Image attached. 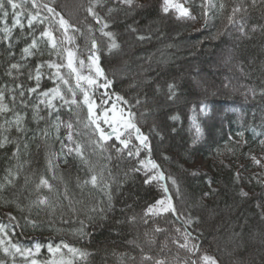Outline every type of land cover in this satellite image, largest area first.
Listing matches in <instances>:
<instances>
[{"label":"trees","instance_id":"16d2710c","mask_svg":"<svg viewBox=\"0 0 264 264\" xmlns=\"http://www.w3.org/2000/svg\"><path fill=\"white\" fill-rule=\"evenodd\" d=\"M41 2L50 3L51 0ZM137 2L142 7L130 10L121 7L111 16L106 15V9L115 6L114 0H107L104 8H97L100 15L109 20L110 28L107 30L117 36L119 48L111 52L107 50V38L98 31L100 25L86 11L89 0H55L52 6L80 29L79 32L70 30L69 34L75 37L74 44L65 45L73 48L80 58L86 59L88 55L87 27L92 25L100 49V66L113 82L106 91L128 100L127 105L121 106L136 113L138 126L149 136L153 159L166 177L176 180V185L171 180L162 183L168 185L169 195L181 218L171 213L144 217L146 207L163 198L162 189L157 182L145 184L143 171H130L136 161L126 154L118 158L115 148L110 147L118 145L115 141L107 142V151H101L90 143L91 130H85L82 124L76 123V113L84 120L86 108L76 109L73 106L70 110L63 101L56 99L53 101L56 108L50 116L47 106L40 105V114L46 119L37 123L32 119L31 107L20 105L18 97L15 111L25 115L27 131L23 135L14 129L11 132L14 140L19 136L17 142L21 145V151L18 158L12 157L14 144L0 149V182L7 175V169L16 171L19 165L23 167L14 185L7 186L0 193V224L8 226L9 238L14 243L28 248L39 243L42 247L36 258L41 262L51 258L47 245L66 243L92 253L90 264H142L143 255L153 257V261H144L143 264H154L156 259L165 260L166 264H179L188 259L189 254L172 240L180 238L187 228L201 246V251L215 256L219 264H262L264 167L254 164L251 156L255 155L264 163V145L260 143L264 140V95L261 94L264 90V3L256 0L253 5L252 0H223L225 9L221 11L218 7L221 0H215L217 7L205 22L199 7L200 0L191 2L195 20L176 19L174 12L164 15L160 11L161 0ZM241 3L247 9L242 13L243 33L239 31V25L228 24L227 21L231 8ZM26 7L30 9L31 4ZM9 12L7 19L0 18V88L15 87L16 81L5 73L11 63L17 62L26 65L18 82L23 83L25 88L34 87L35 81L27 78L28 70L42 61L61 60L55 54L48 55L51 49L44 42L40 44L45 53L43 56L23 60L22 49L31 39L28 37L27 16L20 17L25 25L21 29L12 27L15 17L11 9ZM41 15L46 13L42 12ZM129 24H134L140 34L150 38L137 40L135 34L129 31ZM5 25L12 27L10 41L3 38ZM47 26V22L43 25L37 23L35 34L38 36L39 31ZM56 27L54 25V29ZM61 32L54 30L58 40L62 38ZM230 33L239 39L233 48V65L245 76L242 84L227 86L219 77L203 91L193 86L188 78L194 72L190 73L188 69L191 63L201 64V69L205 70L208 61L229 45ZM23 37L28 38L25 40ZM123 57H128L132 62L122 66L120 62ZM122 67L136 78L147 75L146 82L139 85L129 81L121 71ZM54 71L47 67L42 70L37 93L26 94L25 98L30 104L44 99L39 93L58 84L66 90V86L51 75ZM61 71L67 76V68ZM83 71L88 74L87 68ZM224 76L227 77L226 74ZM167 83L176 85L175 100L166 98ZM157 85L161 87L160 92L155 91ZM71 86H75L74 79ZM252 89L255 95L250 91ZM101 93V89H94L98 102ZM137 99L141 100L140 105L136 104ZM148 103H153L156 109L153 114L144 111ZM201 106L205 107V111H200ZM172 115H178L180 119L173 121L170 119ZM193 117L200 127L198 136L193 127ZM6 118L12 119L13 113L0 115V124ZM70 120L76 129L74 140L84 145L88 163L75 152L68 151L73 145L66 139L68 130L63 124L59 133L53 126L54 123ZM153 128L155 131H152ZM173 128L175 131H172ZM43 129L49 132L47 138L42 134ZM238 133H243V136ZM62 142L68 146L63 148V152ZM24 143L29 145L27 150L23 148ZM53 153L56 155L53 156ZM109 156L112 157L110 160ZM49 157L53 160V171L48 170ZM200 162L204 166H199ZM197 165L199 168L194 170ZM90 168L97 173L103 171L105 180L112 185L113 208L106 212L105 219L91 211L94 206L107 205V196L102 187L93 188L91 184H83L91 174ZM41 176L53 185L52 191H35ZM53 176L56 178L53 179ZM25 177L28 183H25ZM177 186L179 192L176 191ZM241 190L248 195L240 196ZM38 195L47 196L50 206L34 205L32 202ZM9 214L16 219L10 220ZM189 215L193 218L190 226L184 223V218ZM133 216L135 221L130 220ZM81 221L88 233L84 238L78 232ZM157 227L165 231L156 232ZM177 228L181 229L180 233L175 231ZM62 251L68 255L66 249ZM0 261L4 264H25L22 257L17 256L13 261L2 249Z\"/></svg>","mask_w":264,"mask_h":264},{"label":"snow or ice","instance_id":"6c2138e0","mask_svg":"<svg viewBox=\"0 0 264 264\" xmlns=\"http://www.w3.org/2000/svg\"><path fill=\"white\" fill-rule=\"evenodd\" d=\"M261 2L264 3V0H261ZM29 3L31 4L30 9L26 7ZM54 3L55 0H51L50 3H42L41 0H19V2H17V0H0V18L7 19L10 14L9 10L11 9V14L15 17L12 27L18 26L23 29L25 25L21 22L20 17L24 15L27 16V27L29 29L28 37H31V39L30 42L26 43V46L22 49L23 60H27L33 56H43L45 53L40 47L41 42H44L50 47L51 50L48 52L49 56L55 54L61 60V62L52 60L42 61L37 63L34 68L29 69L27 78L29 80H34L35 86L27 88H25L23 83L18 82L19 76L24 74L22 69L25 68L26 65L19 62L10 64L5 74L9 77H13L16 83L15 87L11 89H7V86H5V88H0V115L7 116L9 112H12L13 118H6L4 123L0 124V149L5 148L9 144H14L15 151L12 153V157H19L21 151V145L17 142L19 140V136H17L14 140L11 138V132L14 129L16 133L23 135L26 133L27 127L25 115L15 111L18 97L20 105L24 108L31 107L32 119L37 123L46 119L45 116L40 114V105L47 106L50 110L48 112V115L50 116L52 115V110L56 108V105L53 103L56 99L63 101V104L68 106L70 110L73 109V106L76 109L86 108L87 115L84 120H81L79 114L76 113V123L82 124L83 129L85 130H91L92 139L90 143L99 148L101 151H107V142L115 137V140L118 141L119 144H113L110 147L115 148L118 158L123 157L126 154L127 157L135 159L136 164L130 169V171L134 173L143 171L145 174V184L157 182L158 186L162 189L164 193L163 198L156 200L154 204L148 205L144 210V217L147 218L164 213H171L172 215L177 216V218H181L177 212L175 204L173 203L172 196L169 195L168 185L166 183H162L165 180H171L172 184L176 185V180L170 176L166 177L164 172L161 170L160 165L155 159H153V149L149 136L146 135L138 126L136 113L132 112L130 109L126 110L121 106L127 105L129 103L128 100L117 93L109 94L105 91L101 93L99 97V104H97V99L94 96V89H108L111 87L113 82L108 78L103 68L100 66V57L98 55L100 49L97 39L94 36L92 25H88L87 27L88 39L86 40V47L88 55L86 59L80 58L73 48L65 47L66 44H74L75 37L69 34L70 30L73 32H79L80 29L68 19H65L60 12H57L56 8L52 6ZM106 3L107 0H89V6L86 11L95 23L100 25L98 31L101 36L107 38V50L111 52L112 50L119 48L117 36L112 31L107 30L110 28L109 20L106 19L105 16H101L97 11V8H104ZM255 3L256 0H252V4L255 5ZM114 4V7H107V16H111L113 12L120 11L121 7L129 10L134 7H142V5L138 4L137 0H114ZM199 7L203 17L205 18V22H207L210 13L217 7V4L215 0H200ZM218 7L221 11L225 9L223 0H221ZM160 11L164 15L174 12L176 14V19H196V16L193 15L190 8L186 7V3L180 2V0H161ZM246 11L247 9L244 7L243 3L237 4L231 8V12L227 16L228 24L239 25V31L242 33L245 31L244 24L241 22L243 20L242 13H245ZM42 12H45L46 15L42 16ZM125 14H127V12ZM45 22H47L48 26L39 31V35L37 36L35 34L36 24L39 23L43 25ZM54 25L58 27L54 29ZM12 27L5 25L3 28V38L5 40H11ZM128 29L131 33L135 34L136 39L139 41H144L150 38L140 34L138 28L135 27L134 24H129ZM54 30H62L61 39H57L54 35ZM262 30H264V26H262ZM28 37L23 38L27 40ZM11 47L12 45L9 44V48ZM9 54L11 55V52ZM45 67L55 70L51 75L54 79L65 85L66 90L62 89L58 84L54 88L39 93V96L44 97V99H40L36 104H30V102L25 98L26 94L37 93V90L40 87V79L43 74L42 70ZM64 68L68 69L67 76H65L61 71V69ZM85 68H87L88 74H84L83 70ZM14 73L16 74L15 76ZM73 79L75 80L74 87L71 86ZM166 88L167 100H175L177 95L176 85L174 83H167ZM155 91H161L160 85L156 86ZM250 91H252L253 95H255L254 89ZM261 94L264 95V90L261 91ZM80 97H82V99ZM109 102H111L110 107H105V105H108ZM136 104L140 105L141 100L137 99ZM98 107L101 109L100 114H97ZM193 111H195V109H193ZM200 111H205V107L201 106ZM141 115L143 116L145 113H141ZM56 119L59 121L58 116ZM170 119L178 121L180 117L178 115H172L170 116ZM101 120L104 124L108 125L110 131H106L103 127H101ZM61 124H63V126L68 130L66 139L73 145V147L68 148V151L75 152L76 155L79 156L85 163H88V160L85 157L84 145L74 140V132L76 129L73 122L70 120L67 122L61 121L54 123L53 126L57 133H59ZM193 127L195 128L198 136L200 133V127L196 123L195 117H193ZM152 131H155V128H153ZM172 131H175V129L173 128ZM42 134L45 138H47L49 132L47 129H43ZM238 135L242 137L243 133H238ZM57 139H59V136H57ZM260 143L264 145V140ZM28 147L29 145L27 143L23 144V148L25 150H27ZM65 147L68 146L62 142V152ZM142 153L144 154L143 158H141ZM52 155L54 156L56 154L53 153ZM111 158V156L108 157L109 160ZM165 159H167V157H165ZM251 159L257 166L264 167L262 160L258 159L255 155L251 156ZM65 163H67V161H65ZM22 167L23 165H19L16 171H13L12 168L7 169V175L4 177L3 182H0V193H2L7 186L14 185L15 180L19 177V170L22 169ZM53 169V160L49 157L48 170L53 171ZM90 173L89 178L84 180L83 184H91L93 188L102 187V190L105 192L108 200L106 206L97 205L92 207L91 211L97 213L101 219H105L106 212L112 210L113 208L112 185L105 180L103 171L97 173L93 168H90ZM109 175H111V172H109ZM55 178L56 177L53 176V179ZM25 183H28L27 177H25ZM41 189H47L48 191H52L53 189V185L44 176H41L39 178V182L35 185V191L37 193H39ZM176 191L179 192L178 186ZM65 192H67V189H65ZM239 195L246 197L248 194L241 190ZM32 203L36 206H50L47 196L38 195ZM17 207H19V205H17ZM9 216L10 220L14 221L16 219L14 216H11V214H9ZM89 219L91 220L93 217H89ZM135 219L136 218L134 216L130 218L131 221H135ZM32 223L34 224L35 222ZM80 223L81 228L78 232L81 238H84L88 235V233L84 230V222L81 221ZM145 223H147V219H145ZM184 223L185 225L190 226L193 223V218L189 215L187 218H184ZM7 227V225L0 224V249H2L6 256L12 257L13 261H15L16 257L19 256L23 258L25 264H90L89 257L92 253L85 249L70 246L66 243L56 246H53L52 244L47 245V250L51 254V258L41 262L36 257L40 253L42 246L37 243L34 247L28 248L19 243L12 242L9 238ZM155 231L162 232L165 230L157 227L155 228ZM175 231L180 233L181 229L177 228ZM172 243L178 244L180 249L185 250L189 254L188 259L181 261L180 264H219V261L215 256L208 254L206 251H201V246L195 242V238H193L191 232L187 231V228L183 230L181 237L178 239L174 238ZM62 249H66L68 255H65ZM132 259L134 260L135 258L133 257ZM144 261H153V257L143 255L142 264ZM0 264H4V262L0 261ZM154 264H166V261L156 259ZM262 264H264V261H262Z\"/></svg>","mask_w":264,"mask_h":264},{"label":"rangeland","instance_id":"374dc122","mask_svg":"<svg viewBox=\"0 0 264 264\" xmlns=\"http://www.w3.org/2000/svg\"><path fill=\"white\" fill-rule=\"evenodd\" d=\"M180 2H185L186 7L190 8L192 13L194 12L193 7L191 6L192 0H180ZM228 41H229V45H227L226 48H222L221 50H219L217 54L213 56V58H211V61H208V64L205 65L206 66L205 70L201 69L200 67L201 64L196 65V62L191 63V66H189L188 69L190 73L194 71L191 74L192 75L194 74L195 77H192L191 75L188 78L189 81L191 80L190 82L193 86H196L203 91L209 88V86L212 85L215 82V80H217V78L219 77H221V80L224 83V85L227 86L234 84L235 85L242 84V81L245 78V76L244 74H242V72L237 71L239 69L237 68V66H235V64L233 65V60L235 57L233 48L236 47L235 44L239 42V39L233 37V34L230 33L228 36ZM176 52L179 53V50H177ZM128 57L127 58L123 57V59L121 58L120 63L122 64V66L129 65L132 62L128 59ZM240 65L243 67V64L240 63ZM121 71L125 76H127L129 81L135 82L136 84L139 85H141V83L143 82H146L145 80H147L148 77L147 75H143L139 78L133 77L131 73L125 72L123 67ZM225 74L227 75V77L224 76ZM238 77H240L241 79L239 80ZM144 111L148 113L151 112L150 114H153L154 112H156V109L154 108L153 103H148ZM159 134L161 135V132ZM159 137L160 136H158V138ZM198 165L204 166V163L200 162L198 163ZM198 165L195 166L194 170H197L199 168Z\"/></svg>","mask_w":264,"mask_h":264},{"label":"water","instance_id":"95a60500","mask_svg":"<svg viewBox=\"0 0 264 264\" xmlns=\"http://www.w3.org/2000/svg\"><path fill=\"white\" fill-rule=\"evenodd\" d=\"M101 127H103V128L106 130V131H110V128L108 127V125H107V124H104V125H103V126H101ZM111 140H115V137H113ZM111 140H110V141H111ZM115 142H116V143H119V142H118V141H116V140H115Z\"/></svg>","mask_w":264,"mask_h":264},{"label":"flooded vegetation","instance_id":"af4514ba","mask_svg":"<svg viewBox=\"0 0 264 264\" xmlns=\"http://www.w3.org/2000/svg\"><path fill=\"white\" fill-rule=\"evenodd\" d=\"M98 104H99V102H98ZM105 107H110V102L108 105H105ZM97 112H98L97 114H100V112H101V109L99 107L97 108Z\"/></svg>","mask_w":264,"mask_h":264},{"label":"bare ground","instance_id":"6f19581e","mask_svg":"<svg viewBox=\"0 0 264 264\" xmlns=\"http://www.w3.org/2000/svg\"><path fill=\"white\" fill-rule=\"evenodd\" d=\"M107 89H101V92H105ZM113 99H114V97H113ZM111 103V102H110ZM100 123H102V125L104 124L103 123V121L101 120V122ZM135 142V141H134Z\"/></svg>","mask_w":264,"mask_h":264}]
</instances>
